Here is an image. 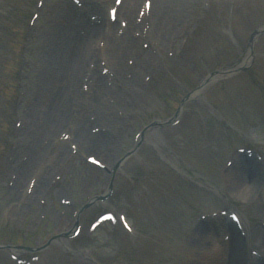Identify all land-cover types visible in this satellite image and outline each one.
Returning a JSON list of instances; mask_svg holds the SVG:
<instances>
[{
  "label": "rangeland",
  "instance_id": "374dc122",
  "mask_svg": "<svg viewBox=\"0 0 264 264\" xmlns=\"http://www.w3.org/2000/svg\"><path fill=\"white\" fill-rule=\"evenodd\" d=\"M99 1L0 0V264H197L201 231L217 238L210 264L233 243L242 260L264 255L260 201L230 188L264 184V0H138L113 25L108 9L123 0ZM99 8L93 43L68 46ZM161 13L164 27H145ZM74 59L85 62L69 84ZM215 71L234 72L212 78L177 122L149 129L110 196L93 202L141 130ZM230 211L244 226H230ZM220 225L237 237L216 234ZM59 234L39 252L7 247Z\"/></svg>",
  "mask_w": 264,
  "mask_h": 264
},
{
  "label": "bare ground",
  "instance_id": "6f19581e",
  "mask_svg": "<svg viewBox=\"0 0 264 264\" xmlns=\"http://www.w3.org/2000/svg\"><path fill=\"white\" fill-rule=\"evenodd\" d=\"M95 1H99V0H95ZM137 1L138 0H134V1L133 0H123L122 1V4L119 7L118 14H116V24L119 22L120 19H122L123 17L127 18V16L131 15V12L134 9H137L136 8V6L138 4ZM99 2H102V1H99ZM146 3H149V1L148 0H144V5ZM152 4H153V6H157L159 4V0H152ZM174 9L179 13L180 17L183 16L182 15V13H183L182 7H178V8H174ZM149 15H150V13H149ZM161 16H162V13L160 15L156 14V16H154L152 18V20L147 25H145V27L148 28L152 32H153L154 28L159 30L160 28L164 27L165 25L163 23V20H162ZM110 21H111V19L108 16V22H110ZM110 24L113 25L111 22H110ZM114 27H116V26H112L111 28L115 29ZM75 32H76V35H72V36H83L84 37V39L82 40V43H83L82 45H84V46L87 45V44L93 43V41L95 40V37H97L96 34L89 33L87 30L82 31L83 32L82 34L78 33V30L75 31ZM73 33H74V31H73ZM72 36L70 38H67V41L69 39V41H68L69 44H71V45L72 44L73 45L81 44V43L75 42L73 39H71ZM129 48H130V45L129 46H125V49H129ZM125 53H127V51H125ZM98 54L99 53L97 52V53L94 54V56H96ZM79 56H81V54ZM112 56L116 57V55H112ZM88 58H89V56H88ZM68 59H69V56H67V58L64 61L63 65H61L62 66L61 71H64V70L67 71L68 70V68H66V65H65V64L68 63ZM74 60L76 61L75 66H73V68L71 69L70 72H68V73L65 72L66 74H64V76L69 79V81L67 82L69 84H71L70 80H72V79L75 80L78 77V70L76 69V67L78 66V68H79V66H81L82 63L85 62L84 59H79V60H82V62H80L79 60L77 61L76 59H74ZM260 186H261V188H259L258 186H255V185H251V184L247 183L244 179H241L238 183H236V184L233 183V185H231L230 188L231 189L235 188V191H234L235 194L238 195V196L241 195V197L242 196H246L247 194H253L252 198L255 197L254 199H257V200L260 201L261 208L263 210L262 214H264V184H261ZM235 194H233V195H235ZM243 216H241L242 217L241 219L239 218V220H240L239 222H237V223L232 222V225L236 229H238V227H241V225L244 224V217ZM222 225H224V224H222ZM222 225H220V227L218 226L219 229H218V232L216 231V234L221 232V233H223L225 235H228V237L230 235V241L233 239V235H235V237H237V233H236L235 230H233V229L232 230L231 229L227 230ZM245 225H246V223H245ZM257 229H259V228L257 227ZM257 236H258L259 239L264 240V235H262V233H260V232L257 233ZM214 238H216V237H214ZM214 238L211 237V234H209L207 232H204V231H201V233L199 234L198 242L195 243V248L196 249L201 248V249H199L200 250L199 251L200 256H197V258H198V261H197L198 263L197 264H210L211 261L210 262H206V261H203V259H208V257H209L208 250H209L210 247H214V248H216V250H219L218 244L215 243V240L217 238L216 239H214ZM235 241H237V239H235ZM234 248L235 247H234V243H233V247L232 248L230 247L231 256L229 257V264H245V258H244V260H242L239 255L235 254L236 251H234ZM217 254H219L221 256L223 255L222 253H219V252ZM221 258L223 259V256ZM209 259H211V258L209 257ZM224 260H227V257H225ZM214 261H216V260L214 259ZM251 261H252L251 262L252 264H256V262H257V261L254 262V260H251ZM212 264H213V262H212ZM219 264H220V261H219Z\"/></svg>",
  "mask_w": 264,
  "mask_h": 264
}]
</instances>
